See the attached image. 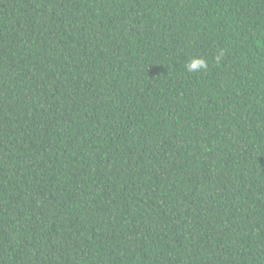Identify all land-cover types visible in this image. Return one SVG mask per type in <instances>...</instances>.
Returning <instances> with one entry per match:
<instances>
[{"label":"trees","instance_id":"16d2710c","mask_svg":"<svg viewBox=\"0 0 264 264\" xmlns=\"http://www.w3.org/2000/svg\"><path fill=\"white\" fill-rule=\"evenodd\" d=\"M0 264H264V0H0Z\"/></svg>","mask_w":264,"mask_h":264},{"label":"clouds","instance_id":"9594fccd","mask_svg":"<svg viewBox=\"0 0 264 264\" xmlns=\"http://www.w3.org/2000/svg\"><path fill=\"white\" fill-rule=\"evenodd\" d=\"M223 55V53H221ZM186 70L189 72H198L202 69H207L208 65L206 60L203 57H193L185 65Z\"/></svg>","mask_w":264,"mask_h":264}]
</instances>
